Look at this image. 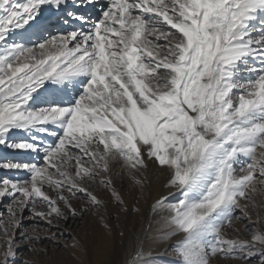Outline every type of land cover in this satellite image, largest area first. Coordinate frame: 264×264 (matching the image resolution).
I'll return each mask as SVG.
<instances>
[{"label":"snow or ice","instance_id":"6c2138e0","mask_svg":"<svg viewBox=\"0 0 264 264\" xmlns=\"http://www.w3.org/2000/svg\"><path fill=\"white\" fill-rule=\"evenodd\" d=\"M89 5L95 20L72 10ZM0 148L32 157L0 155L25 174L0 177V264H47L70 219L122 227L151 165L174 200H155L121 264H157L162 213L173 264H264V0H0Z\"/></svg>","mask_w":264,"mask_h":264},{"label":"rangeland","instance_id":"374dc122","mask_svg":"<svg viewBox=\"0 0 264 264\" xmlns=\"http://www.w3.org/2000/svg\"><path fill=\"white\" fill-rule=\"evenodd\" d=\"M55 18L53 16L52 21ZM48 140L50 141L51 138L49 137ZM0 155L18 161L32 159L26 153L12 152L4 148H0ZM147 175L151 180V184L145 196L141 198V214L130 213L126 218L122 217L124 224L120 228L115 227L116 220L112 219L111 223L114 226L112 233L106 232L99 224L93 223L90 217L86 216L83 221L70 219L65 225H61V228L66 229V231L65 235L59 239V246H53L46 241L44 246L48 249V256L39 257V259L47 261V264H121L125 244L128 243L129 238L134 234H140L142 227H148V218L153 216L151 205L156 199L162 196H169V193L173 191L165 187L168 178L167 173L161 171L157 166L151 165ZM0 177L22 179L25 178V174L22 172L0 170ZM136 192L139 196L138 189ZM169 200H174V197L169 196ZM256 202L258 205H264V193L257 194ZM4 207L5 205L0 204V212L4 211ZM256 211L260 215V226L264 227V207H258ZM160 215H163V213ZM160 215L154 216V222L150 226L152 236L147 241L145 250H150L151 254L158 258L157 264H173L172 245L181 237L176 236L168 240L161 239L166 229L160 230L161 224L156 222L160 221ZM252 220L254 222L257 221L255 214H252ZM247 223V220L243 222L238 221L235 223L234 228L242 230L244 224ZM121 231L125 233L124 236L120 235ZM228 231L230 236L233 237L238 235L239 238H250L249 234L243 231L239 233L233 232L231 229ZM73 237H75L76 241L80 242V248L76 249L72 247L75 242ZM65 245H68V247L65 248ZM33 258L32 253L24 250L20 257H18L17 264H20L21 259L31 260Z\"/></svg>","mask_w":264,"mask_h":264},{"label":"bare ground","instance_id":"6f19581e","mask_svg":"<svg viewBox=\"0 0 264 264\" xmlns=\"http://www.w3.org/2000/svg\"><path fill=\"white\" fill-rule=\"evenodd\" d=\"M98 3L99 4H106L107 0H98ZM72 10H74V11H76L78 13H82L85 16H88V17H90V19L95 14L100 16V10H99V7H97V6L89 5V6L84 7V8H75V9H72ZM68 19H69V24L65 25L63 23V19H57V17H56L55 20L52 21L53 24H54L53 31L72 30L73 28L79 27V22H77V21H75V20H73L71 18H68ZM126 245H127V243L125 244V246Z\"/></svg>","mask_w":264,"mask_h":264}]
</instances>
